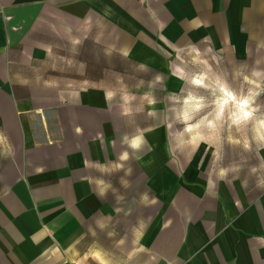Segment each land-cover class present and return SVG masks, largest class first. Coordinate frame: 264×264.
<instances>
[{
	"label": "crops",
	"instance_id": "0c3cea01",
	"mask_svg": "<svg viewBox=\"0 0 264 264\" xmlns=\"http://www.w3.org/2000/svg\"><path fill=\"white\" fill-rule=\"evenodd\" d=\"M253 30L264 51V0H0V127L6 136L7 109L21 119L13 143L25 159L16 164L26 166L31 188L15 192L0 211L2 245H16L17 264H138L141 253L147 254L141 264H264V193L249 198L236 181L173 173L159 158L156 131L136 133L147 143L133 153L122 142L135 135L127 124L123 151L151 174L147 185L161 204L142 206L147 226L140 236H99L92 249L89 236L95 219L100 224V218L138 209L106 203L92 184V171L117 154L116 116L126 117L110 112L104 90L90 87L115 68L105 54L127 51L136 59L148 46L246 52ZM144 60L154 67L152 55ZM46 147L56 151L50 162L28 157Z\"/></svg>",
	"mask_w": 264,
	"mask_h": 264
},
{
	"label": "rangeland",
	"instance_id": "374dc122",
	"mask_svg": "<svg viewBox=\"0 0 264 264\" xmlns=\"http://www.w3.org/2000/svg\"><path fill=\"white\" fill-rule=\"evenodd\" d=\"M156 7L160 17L162 15L167 17V14L163 13L162 6ZM250 33H253L254 36L251 37L246 52L211 50L201 52H157L156 50L149 51L150 46H148L147 49L144 47L136 55V59L127 58L123 54H105L106 61L110 62L107 64L112 67L115 66V68L107 69V72L110 73H107L104 83L90 85V87L91 89L104 90L106 93H116L114 98L107 99V106L112 109L110 110L111 113L115 111L120 113L121 110L123 112L125 108H130L131 112L126 117L116 116L115 141L117 142V154L114 155L115 159L104 163L98 173L95 170L92 171V184L95 189L98 180H103L105 184L110 185L102 195V199H105L106 203L118 206L136 205L138 209L128 213L109 214L110 218L104 221L103 218H100V224L96 222L97 219H95V223L91 222L89 232L91 249L96 247L95 243L99 236L119 238L120 236L135 237V235L144 234L147 224L142 217L144 211L142 206L150 203L161 204V200L156 196V191L147 185L148 175L151 174L145 173L142 166L133 157H129L126 161L119 160V156L123 151L120 138L123 135L125 124L130 126L128 130L131 134L148 133L151 130V133H154L156 131L153 138L162 141V151H159V158L163 163L166 160L165 166L173 173L181 175L185 170H188L196 180L222 179L236 181L247 192L249 198L264 193V187L258 184V180L264 177V169H258L255 173L251 171L253 166L260 163V159H264V148L257 151L255 144H253L252 150L246 151L243 147V144L251 139L250 126H242L237 131L234 127L229 128L227 124H224L223 127L218 124L215 129L211 130L202 126L194 129L191 133L182 132L183 125L177 124L173 119L171 102L169 101L170 94L184 95L190 90L209 96L210 94L205 89H194L188 83L191 76L201 72L207 73L210 80L217 78L226 80L229 86L237 92L247 90L251 85V81L245 82V77L251 76L254 71L261 80H264V51L259 50L257 47V32L253 30ZM159 38L160 36H158ZM155 39L157 38L154 37V41ZM108 40L111 41L112 38H108ZM260 48L263 49L264 47ZM147 55H152L154 67L145 64L144 59ZM58 64L60 66L59 72L64 73L65 59L59 58ZM45 69V73L47 72L48 75V72L50 73L49 65ZM53 70L55 72L56 68L54 67ZM145 93L156 99L154 105L149 104L148 98L144 95ZM125 96L134 97V99L125 103L123 100ZM260 100L264 101V96H261ZM6 105H9V103ZM6 112L9 114L7 124L9 127L11 124L14 131L11 132L7 127L8 133L6 136L9 135L10 137L8 138L4 134L3 127H0V135L4 137V140L0 141V211L7 199H13L12 195L15 192L24 193L23 189L25 192L31 190L29 182L25 179L26 166L16 164L18 161L23 163L25 159L24 150L16 149L14 145L18 141L19 133L16 129L20 127L18 123L21 119L19 121V119L12 117L13 113L9 109ZM225 116H227V112ZM157 126L159 128H156ZM22 139L27 145L32 144L29 134L23 133ZM229 139L232 140V143H229ZM34 153L35 151L32 152V154ZM52 155H56L55 149L46 147L44 151L38 150L35 156L30 155L28 157H34L33 161H36L45 156V160L50 162ZM116 164H122L123 167L116 168ZM230 164L233 165V168L227 174H222L220 169ZM235 165H240L238 170H235ZM169 175L171 177L172 174L169 173ZM50 183V179L43 183L44 189H49ZM145 195L148 197L147 202L143 199ZM24 197L19 198L24 200ZM48 202L49 200L45 203ZM12 204L16 203L12 202ZM143 215L145 214L143 213ZM3 219L0 213V264H17L16 257L18 255L14 253L16 245H2ZM130 220H132V224ZM87 233L86 230L85 234L87 235ZM108 246L112 247L113 245ZM123 246L128 250L130 247L134 248V246L128 244ZM141 248H144V246ZM146 256L147 254L141 253L138 264L143 263ZM125 261L126 258L123 256L121 262L124 263ZM106 264H109V262L107 261Z\"/></svg>",
	"mask_w": 264,
	"mask_h": 264
},
{
	"label": "clouds",
	"instance_id": "9594fccd",
	"mask_svg": "<svg viewBox=\"0 0 264 264\" xmlns=\"http://www.w3.org/2000/svg\"><path fill=\"white\" fill-rule=\"evenodd\" d=\"M79 43V41H74ZM129 53L123 52L124 56ZM143 67V66H141ZM251 81V85L247 90H241L237 92L233 90L226 80L219 78L210 80L207 73L201 72L190 77L188 83L194 89H205L210 95L205 96L199 94L197 91H188L187 94L180 95L172 93L169 96L171 102V111L173 113V119L177 124L183 125L182 132L191 133L194 129L207 127L208 129H215L218 124L223 127L227 124L229 128H236L237 131L243 127H249L251 129V139L243 144L246 151H251L253 144L256 146V150L264 148V101L260 100L261 96H264V80H261L257 73L254 71L251 76L245 77V82ZM183 92V89H182ZM116 93H106L107 99L114 98ZM148 98L150 105L156 103V99L150 94H144ZM134 97H123L125 103L130 102ZM130 108L123 110V115H129ZM227 112V116L225 113ZM4 137L0 135V141H3ZM123 143L132 150L133 153L142 149L147 143V139L142 134H135L132 136L125 135L123 137ZM229 143L232 140L229 139ZM129 159V152L127 150L122 151L119 160L126 161ZM137 159L139 157L137 156ZM116 168L123 167L122 164H116ZM240 165H235V170H238ZM233 165L224 166L220 169L222 174H227ZM258 169H264V159H260V163L257 166H253L251 171L257 172ZM97 184L99 192L103 194L107 187L110 185L105 184L103 180H98ZM258 184L264 187V177L258 180ZM147 202L148 197H143Z\"/></svg>",
	"mask_w": 264,
	"mask_h": 264
}]
</instances>
